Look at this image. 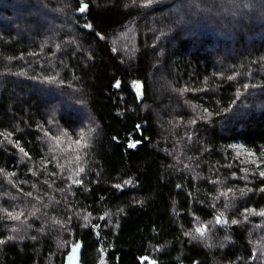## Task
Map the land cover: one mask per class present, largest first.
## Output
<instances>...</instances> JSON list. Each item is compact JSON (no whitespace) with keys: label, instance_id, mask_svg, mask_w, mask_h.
Segmentation results:
<instances>
[{"label":"trees","instance_id":"obj_1","mask_svg":"<svg viewBox=\"0 0 264 264\" xmlns=\"http://www.w3.org/2000/svg\"><path fill=\"white\" fill-rule=\"evenodd\" d=\"M79 240L264 264V0H0V264Z\"/></svg>","mask_w":264,"mask_h":264},{"label":"water","instance_id":"obj_2","mask_svg":"<svg viewBox=\"0 0 264 264\" xmlns=\"http://www.w3.org/2000/svg\"><path fill=\"white\" fill-rule=\"evenodd\" d=\"M85 5L86 4H84V6ZM117 85H118L117 89L119 90L121 85V78L118 80ZM133 92L137 96L139 102H142L144 97V91H140L138 88H133ZM82 252H83V243L81 240H79L74 246H72L69 254L65 259V264H82L81 262Z\"/></svg>","mask_w":264,"mask_h":264},{"label":"snow or ice","instance_id":"obj_3","mask_svg":"<svg viewBox=\"0 0 264 264\" xmlns=\"http://www.w3.org/2000/svg\"><path fill=\"white\" fill-rule=\"evenodd\" d=\"M148 2L151 3L152 0H148ZM86 7H87V5H85L84 7H81V8H80V11H84ZM117 86H118V85H117Z\"/></svg>","mask_w":264,"mask_h":264}]
</instances>
